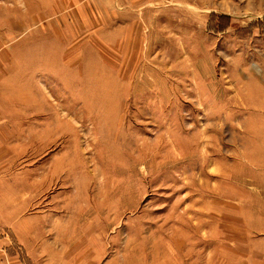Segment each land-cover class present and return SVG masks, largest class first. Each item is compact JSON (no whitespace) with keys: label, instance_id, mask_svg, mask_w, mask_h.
<instances>
[{"label":"rangeland","instance_id":"rangeland-1","mask_svg":"<svg viewBox=\"0 0 264 264\" xmlns=\"http://www.w3.org/2000/svg\"><path fill=\"white\" fill-rule=\"evenodd\" d=\"M0 264H264V0H0Z\"/></svg>","mask_w":264,"mask_h":264}]
</instances>
